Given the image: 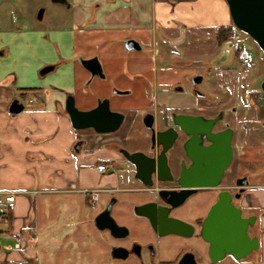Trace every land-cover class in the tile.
Segmentation results:
<instances>
[{
    "label": "flooded vegetation",
    "instance_id": "obj_1",
    "mask_svg": "<svg viewBox=\"0 0 264 264\" xmlns=\"http://www.w3.org/2000/svg\"><path fill=\"white\" fill-rule=\"evenodd\" d=\"M61 5L68 7L69 0ZM176 33L158 31L148 41L118 38L114 45L121 46L124 54L106 55L109 71L117 69L118 75L107 77L105 61L97 54L92 56L97 57L103 75L89 72L86 83L90 84L94 78L107 83L104 95L97 97L90 108L96 105L97 100L107 99L109 108L123 115L118 128L113 131L97 132L92 127L86 128L90 142H96L113 155L106 159L110 167L116 169L117 162L124 164L122 184L108 187V196L99 209L101 212L108 208L117 225L126 228L99 229L108 238L105 264H222L227 260V264H260L258 257L264 244L261 219L264 209L253 205L251 192L254 187L264 184H254L244 171L226 177L234 153L242 150L239 148L243 145L237 141L233 125L239 115L237 106H221V97L217 95L221 88L216 78L217 57L204 68L194 64L195 70L189 73V59L183 48H176L182 41ZM129 39L135 40L139 48L127 49L125 43ZM133 52L137 54L132 55ZM121 67L124 73L133 75V80L127 84L134 87L116 88L115 80L124 75L120 74ZM112 93L128 94L129 98L115 101ZM175 116H182L184 127L175 122ZM255 120L259 131L264 130V115H258ZM119 129L121 131L117 133ZM225 129H231L233 155L218 185L216 182L212 186H183L180 183L183 177L186 181L213 179L217 169V133ZM247 136L252 140L253 132L250 130ZM83 141L84 138H79L77 143ZM95 151L92 149L90 153ZM124 152L143 154L138 165L149 185L136 177V165ZM222 191L229 192L231 202L240 209L241 217H253L252 224H248L247 235L257 239L258 249L242 258L227 254L211 262L201 228L208 210ZM144 203H151L148 209L153 225L145 216L135 213L134 206ZM129 212L146 221L150 232L146 239L131 236L130 227L122 220ZM117 214L121 218L118 219ZM170 218L178 220L177 224Z\"/></svg>",
    "mask_w": 264,
    "mask_h": 264
},
{
    "label": "crops",
    "instance_id": "obj_2",
    "mask_svg": "<svg viewBox=\"0 0 264 264\" xmlns=\"http://www.w3.org/2000/svg\"><path fill=\"white\" fill-rule=\"evenodd\" d=\"M11 8L9 0H0V188L17 194L1 240L20 241L23 247L2 251L0 257L7 264H34V247L31 254L26 252L37 232L33 195L80 193L89 206L97 203L99 194L102 206L108 187H118L123 180L113 167L97 170V163L107 160L99 158L91 166L95 153H90L88 129H74L64 110L68 95L81 110L104 95L103 82L94 78L86 83L89 72L79 59L98 55V41H148L158 31L175 33L182 27L214 33L217 26L230 25L231 18L225 0H69L64 7L68 18L42 24L36 17L35 25H17ZM100 32L105 35L99 37ZM47 66L51 68L41 73ZM15 99L24 106L17 113L9 110ZM79 138L84 141L75 148ZM251 198L264 209V191ZM261 219L264 224V214ZM260 251L258 260L264 264V244Z\"/></svg>",
    "mask_w": 264,
    "mask_h": 264
},
{
    "label": "rangeland",
    "instance_id": "obj_3",
    "mask_svg": "<svg viewBox=\"0 0 264 264\" xmlns=\"http://www.w3.org/2000/svg\"><path fill=\"white\" fill-rule=\"evenodd\" d=\"M9 1L12 6V19H15L13 22L16 21L17 25H25L27 22L35 25L37 13L41 8L43 9L42 19L38 22L42 24H47L50 18L57 17L63 20L70 15L69 10L63 5L51 0ZM230 25L234 28V37L222 45H218L212 30L193 31L184 27L179 28L175 33L179 34L182 41L176 48H183L189 59V73L195 70L194 64L204 68L217 57L216 78L221 83L220 93L217 95L221 97L222 107L237 106L239 115L236 121H233V125L237 131V141L243 144L239 148L242 150L234 153L231 168L226 177L234 172L244 171L249 175L251 182L263 184L264 130L259 131L255 117L264 115V92L260 89V82L264 77V53L249 35L234 27L232 21ZM104 35V32L98 34L99 37ZM95 45L98 55H103L101 59L105 61L107 77L117 73L118 70L115 68L109 71L106 54H124L121 46L112 45L111 40L105 43L98 41ZM234 52H238L239 56ZM136 54L132 53V55ZM242 56L247 57L249 61L242 63ZM120 74H124V77L119 75L120 77L115 80L116 88L122 89L126 85L134 87L127 84V81L133 80V75L129 72L124 73L122 67ZM95 81L103 82L104 85L107 83L101 78H95ZM112 95L115 101L129 98L128 94L112 93ZM250 130L253 132L252 140L247 136ZM120 131L121 129L116 132ZM90 149L96 150L95 159L90 163L93 167L97 159L106 160L110 156L96 142L91 143ZM123 168L124 164L117 162L116 173L123 174ZM261 190L264 191L263 187L256 186L251 195L257 196ZM95 198L98 199L97 203L86 206L80 193L43 191L33 195L32 216L37 232L36 234L34 232V242L29 243L26 252L29 254L30 249L34 247V264H105L108 238L106 233L94 225V217L101 208L99 194ZM117 218L121 216L117 214ZM122 220L130 227L132 237L146 239L147 235L149 236V227L145 220L137 218L131 212L125 214ZM255 256L254 254L253 257ZM227 263L229 260L222 264Z\"/></svg>",
    "mask_w": 264,
    "mask_h": 264
},
{
    "label": "water",
    "instance_id": "obj_4",
    "mask_svg": "<svg viewBox=\"0 0 264 264\" xmlns=\"http://www.w3.org/2000/svg\"><path fill=\"white\" fill-rule=\"evenodd\" d=\"M55 3L65 4L66 0H51ZM231 21L237 29L243 31L251 37L261 51L264 53V0H225ZM43 9H39L37 18H41ZM125 47L139 48L135 40H127ZM80 64L91 74L102 76L101 65L97 57L79 59ZM50 66L44 67L40 72H46ZM260 89L264 92V77L260 82ZM24 108L23 104L15 99L11 102L9 110L17 113ZM64 110L67 113L71 125L74 129H86L92 127L97 132H110L118 128L123 115L120 112L113 111L109 108L107 99L97 100L94 107L81 110L78 109L74 102L73 95H68ZM175 122L183 126L182 116H175ZM231 129H225L217 133V169L213 179L207 177L206 180L186 181L180 179L183 186H212L217 185L232 159V148L230 145ZM80 142L75 144V148ZM125 156L136 165V177L141 178L146 185L149 182L142 177L138 160L143 159L140 152L128 153ZM194 169L198 167L195 165ZM150 171V170H148ZM209 173L207 172V176ZM227 191L218 194L217 201L208 210L201 228V235L208 243V256L211 262L222 259L225 255H231L234 258H242L252 250L258 249V242L255 237L249 238L247 235L248 224H252L253 217L243 218L238 207L230 199ZM151 203L138 204L134 206L135 213L145 216L153 225L154 220L149 211ZM171 222L177 224L178 220L170 218ZM94 225L98 229L110 227L111 229H126L117 225L106 208L94 217ZM174 226V224H173ZM176 230V229H173Z\"/></svg>",
    "mask_w": 264,
    "mask_h": 264
},
{
    "label": "built area",
    "instance_id": "obj_5",
    "mask_svg": "<svg viewBox=\"0 0 264 264\" xmlns=\"http://www.w3.org/2000/svg\"><path fill=\"white\" fill-rule=\"evenodd\" d=\"M249 59L245 56L241 57L242 63H247ZM96 168L99 172H106L110 166L106 162H99L96 165ZM17 191L15 190H8L0 188V253L2 251H11L12 249H19L22 248L23 245L20 241L15 242L13 244H3L1 237L3 233V227L9 223V214L13 208L15 203ZM0 264H7L1 257H0Z\"/></svg>",
    "mask_w": 264,
    "mask_h": 264
},
{
    "label": "trees",
    "instance_id": "obj_6",
    "mask_svg": "<svg viewBox=\"0 0 264 264\" xmlns=\"http://www.w3.org/2000/svg\"><path fill=\"white\" fill-rule=\"evenodd\" d=\"M234 28L232 25H221L217 26L214 32V37L218 45H222L225 42H229L234 37ZM239 56L238 52H234Z\"/></svg>",
    "mask_w": 264,
    "mask_h": 264
}]
</instances>
